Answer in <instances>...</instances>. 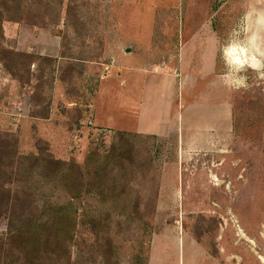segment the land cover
Returning a JSON list of instances; mask_svg holds the SVG:
<instances>
[{
  "label": "rangeland",
  "instance_id": "obj_1",
  "mask_svg": "<svg viewBox=\"0 0 264 264\" xmlns=\"http://www.w3.org/2000/svg\"><path fill=\"white\" fill-rule=\"evenodd\" d=\"M34 2L47 28L9 6L0 47L55 72L0 63V134L20 156L116 154L107 199L79 201L73 264H264V0Z\"/></svg>",
  "mask_w": 264,
  "mask_h": 264
},
{
  "label": "trees",
  "instance_id": "obj_2",
  "mask_svg": "<svg viewBox=\"0 0 264 264\" xmlns=\"http://www.w3.org/2000/svg\"><path fill=\"white\" fill-rule=\"evenodd\" d=\"M8 1L0 2V40L4 39L3 23L14 20L4 16L9 6L19 7L21 24L47 28L33 22L34 0ZM60 20L56 15L55 25ZM0 63L18 81L29 82L32 65H37L40 75L48 69L50 76L56 60L1 46ZM49 104H40L43 115L30 117L48 119ZM114 152V148L105 155L91 152L82 165L69 164L46 155L20 156L15 136L0 134V216L8 219V231L0 237V264H73L71 248L82 210L79 201L86 197L107 199L104 180Z\"/></svg>",
  "mask_w": 264,
  "mask_h": 264
},
{
  "label": "crops",
  "instance_id": "obj_3",
  "mask_svg": "<svg viewBox=\"0 0 264 264\" xmlns=\"http://www.w3.org/2000/svg\"><path fill=\"white\" fill-rule=\"evenodd\" d=\"M24 37H28L30 42H36V40L38 39V33H36L35 29H32V27L29 28L21 26V45L23 43L22 40L24 39Z\"/></svg>",
  "mask_w": 264,
  "mask_h": 264
},
{
  "label": "bare ground",
  "instance_id": "obj_4",
  "mask_svg": "<svg viewBox=\"0 0 264 264\" xmlns=\"http://www.w3.org/2000/svg\"><path fill=\"white\" fill-rule=\"evenodd\" d=\"M236 52L238 53V49L237 48H228L225 52L224 55L226 56V58L230 61V62H234V55L236 54ZM240 53L245 54L246 51L240 49Z\"/></svg>",
  "mask_w": 264,
  "mask_h": 264
},
{
  "label": "water",
  "instance_id": "obj_5",
  "mask_svg": "<svg viewBox=\"0 0 264 264\" xmlns=\"http://www.w3.org/2000/svg\"><path fill=\"white\" fill-rule=\"evenodd\" d=\"M261 67H262V62H261V60H258L257 63H255V64L253 65V68L256 69V70L261 69Z\"/></svg>",
  "mask_w": 264,
  "mask_h": 264
}]
</instances>
